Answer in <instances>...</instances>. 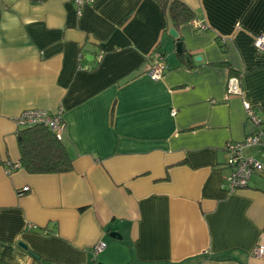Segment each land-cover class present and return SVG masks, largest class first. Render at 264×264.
<instances>
[{
	"label": "crops",
	"instance_id": "0c3cea01",
	"mask_svg": "<svg viewBox=\"0 0 264 264\" xmlns=\"http://www.w3.org/2000/svg\"><path fill=\"white\" fill-rule=\"evenodd\" d=\"M180 1L176 28L156 0H0V264H264V176L224 189L248 110L264 122V0ZM27 110L62 111L70 171L20 168Z\"/></svg>",
	"mask_w": 264,
	"mask_h": 264
},
{
	"label": "built area",
	"instance_id": "2783aa9c",
	"mask_svg": "<svg viewBox=\"0 0 264 264\" xmlns=\"http://www.w3.org/2000/svg\"><path fill=\"white\" fill-rule=\"evenodd\" d=\"M86 2L87 0H75V3L79 7L83 6ZM195 28L202 31L206 30L207 26L204 23L197 22L195 23ZM255 47L259 55L264 56V36L256 39ZM152 61L153 67L150 69L148 75L154 81H159L164 77L168 69L165 54L157 49L152 55ZM228 94H242L241 81L238 77H230L228 81ZM248 117L257 126V131L248 136L243 142L231 143L227 147L230 155L229 164L232 168V175L225 181L224 189L230 193L247 188L254 175L264 176V163L247 158L243 154L244 149L254 146H258L264 150V122L252 108L248 110ZM17 124L21 128L43 125L49 128L59 138H62L66 129L62 111L56 114H50L43 110H27L20 115ZM8 165L11 169L15 168L11 164ZM23 191L29 192V188H25ZM106 247V244H102L96 247L95 252L99 253L106 249ZM252 255L256 258L264 259V245L257 246L252 251Z\"/></svg>",
	"mask_w": 264,
	"mask_h": 264
},
{
	"label": "trees",
	"instance_id": "16d2710c",
	"mask_svg": "<svg viewBox=\"0 0 264 264\" xmlns=\"http://www.w3.org/2000/svg\"><path fill=\"white\" fill-rule=\"evenodd\" d=\"M162 11L170 16L175 27L194 20V12L180 0H156ZM177 31V30H176ZM180 36L175 40H179ZM182 62L189 64L190 56L182 54ZM20 168L30 174H59L72 169V158L63 138L57 137L43 125L25 127L18 133Z\"/></svg>",
	"mask_w": 264,
	"mask_h": 264
},
{
	"label": "water",
	"instance_id": "95a60500",
	"mask_svg": "<svg viewBox=\"0 0 264 264\" xmlns=\"http://www.w3.org/2000/svg\"><path fill=\"white\" fill-rule=\"evenodd\" d=\"M170 36H172L174 39H177L178 38V32L176 31V29H171L170 30ZM182 50H183V45H182V43L181 42H179L178 44H177V52L178 53H181L182 52ZM197 61H200L201 59L200 58H197L196 59ZM113 238H115V239H121V237L119 236V235H117V234H112L111 235ZM24 249H26V246L25 245H21Z\"/></svg>",
	"mask_w": 264,
	"mask_h": 264
}]
</instances>
